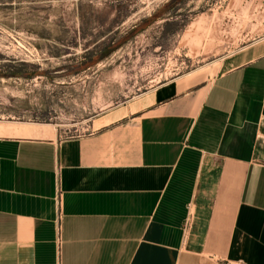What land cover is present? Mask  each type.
<instances>
[{"label": "crops", "instance_id": "0c3cea01", "mask_svg": "<svg viewBox=\"0 0 264 264\" xmlns=\"http://www.w3.org/2000/svg\"><path fill=\"white\" fill-rule=\"evenodd\" d=\"M169 90L0 133V264H264V37Z\"/></svg>", "mask_w": 264, "mask_h": 264}, {"label": "rangeland", "instance_id": "374dc122", "mask_svg": "<svg viewBox=\"0 0 264 264\" xmlns=\"http://www.w3.org/2000/svg\"><path fill=\"white\" fill-rule=\"evenodd\" d=\"M263 37L264 0H0V133H89L146 93L206 85Z\"/></svg>", "mask_w": 264, "mask_h": 264}]
</instances>
